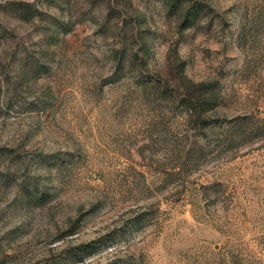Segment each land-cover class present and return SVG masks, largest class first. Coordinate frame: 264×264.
Here are the masks:
<instances>
[{
    "label": "rangeland",
    "instance_id": "374dc122",
    "mask_svg": "<svg viewBox=\"0 0 264 264\" xmlns=\"http://www.w3.org/2000/svg\"><path fill=\"white\" fill-rule=\"evenodd\" d=\"M189 1L0 0V264H264V0Z\"/></svg>",
    "mask_w": 264,
    "mask_h": 264
},
{
    "label": "trees",
    "instance_id": "16d2710c",
    "mask_svg": "<svg viewBox=\"0 0 264 264\" xmlns=\"http://www.w3.org/2000/svg\"><path fill=\"white\" fill-rule=\"evenodd\" d=\"M49 2L55 3L57 5H70L72 0H48ZM166 6L168 7L171 13H174L182 20V24L187 27L192 25L193 22L198 18L200 12L202 11V4L198 1L190 2L189 0H163ZM17 16L25 21H32L37 17L43 18L47 17V22L53 25L56 32L63 29V31L69 30L71 22L64 21L61 18H57L49 13H44L41 11L36 3H27V2H15L13 3ZM71 21V20H70ZM54 36V35H53ZM52 39L58 40L56 36ZM183 101H193L195 102V108L190 107V111H198L203 113L207 111L210 107L217 103V96L214 91V86L211 83H199L193 85L186 83L183 88ZM199 104L198 109L196 105ZM23 189L26 191L25 195L27 197H34L36 194L30 190L27 183L24 184ZM90 244H81L80 253L78 259L83 261L87 256H89L92 250L89 249ZM78 255V254H77Z\"/></svg>",
    "mask_w": 264,
    "mask_h": 264
}]
</instances>
